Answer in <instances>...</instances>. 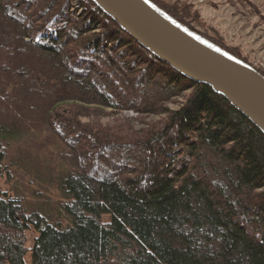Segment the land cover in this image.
Returning <instances> with one entry per match:
<instances>
[{"label":"trees","instance_id":"16d2710c","mask_svg":"<svg viewBox=\"0 0 264 264\" xmlns=\"http://www.w3.org/2000/svg\"><path fill=\"white\" fill-rule=\"evenodd\" d=\"M73 2L0 0V182L9 134L48 128L69 165L66 225L0 192V264H27L31 233V264H264V133L93 0ZM147 3L202 37L160 0ZM201 40L264 77L237 50ZM188 91L179 110L164 108ZM95 106L168 120L140 132L84 123Z\"/></svg>","mask_w":264,"mask_h":264},{"label":"rangeland","instance_id":"374dc122","mask_svg":"<svg viewBox=\"0 0 264 264\" xmlns=\"http://www.w3.org/2000/svg\"><path fill=\"white\" fill-rule=\"evenodd\" d=\"M80 1L74 0V9L78 8ZM160 1L171 10L182 14L188 26L202 36L192 37L200 41L206 38L223 42L227 49L237 50L250 66L264 73L262 5H257L254 0ZM190 95L191 91H188L180 98L171 100L164 108L177 111ZM90 110L91 117L83 119L84 123L97 122L104 127H115L124 122L136 132L162 126L168 120L166 113L139 115L134 111H115L99 106L91 107ZM6 139L10 144L11 154L6 163V174L0 182V192L14 199L20 196L29 211L37 210L50 220L66 225L60 211L64 199L59 189V180L69 169V165L63 160V144L46 127L40 131L9 134ZM103 222H110V218L103 217ZM34 236V233L29 234L30 251ZM30 251L25 258L27 264L32 263Z\"/></svg>","mask_w":264,"mask_h":264},{"label":"water","instance_id":"95a60500","mask_svg":"<svg viewBox=\"0 0 264 264\" xmlns=\"http://www.w3.org/2000/svg\"><path fill=\"white\" fill-rule=\"evenodd\" d=\"M131 38L196 84L210 86L264 133V77L190 36L144 0H93Z\"/></svg>","mask_w":264,"mask_h":264},{"label":"crops","instance_id":"0c3cea01","mask_svg":"<svg viewBox=\"0 0 264 264\" xmlns=\"http://www.w3.org/2000/svg\"><path fill=\"white\" fill-rule=\"evenodd\" d=\"M254 2L257 4V5H262L264 7V0H254Z\"/></svg>","mask_w":264,"mask_h":264},{"label":"snow or ice","instance_id":"6c2138e0","mask_svg":"<svg viewBox=\"0 0 264 264\" xmlns=\"http://www.w3.org/2000/svg\"><path fill=\"white\" fill-rule=\"evenodd\" d=\"M145 2H147V0H145Z\"/></svg>","mask_w":264,"mask_h":264}]
</instances>
